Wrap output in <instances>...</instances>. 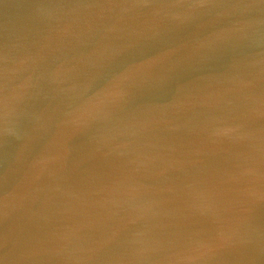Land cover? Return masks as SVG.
Here are the masks:
<instances>
[{
    "label": "water",
    "instance_id": "95a60500",
    "mask_svg": "<svg viewBox=\"0 0 264 264\" xmlns=\"http://www.w3.org/2000/svg\"><path fill=\"white\" fill-rule=\"evenodd\" d=\"M0 264H264V0H0Z\"/></svg>",
    "mask_w": 264,
    "mask_h": 264
}]
</instances>
